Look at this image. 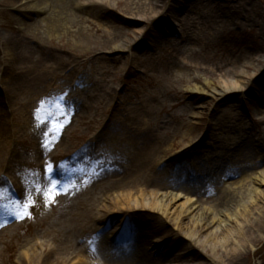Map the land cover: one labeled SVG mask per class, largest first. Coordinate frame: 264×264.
I'll return each instance as SVG.
<instances>
[{"label":"rangeland","instance_id":"obj_1","mask_svg":"<svg viewBox=\"0 0 264 264\" xmlns=\"http://www.w3.org/2000/svg\"><path fill=\"white\" fill-rule=\"evenodd\" d=\"M18 2V9L0 6V35L11 40L10 49L0 45V264H125L118 244L133 231L165 258L159 264H229L224 248H203L164 213L130 209L123 195L144 192L193 215L215 210L224 181L198 169L236 181L225 188L233 193L256 194L260 183L249 175L264 171V0H219L226 14L219 23V7L208 0L81 1L86 9L103 5L104 14L70 5L64 12L72 25L60 31L21 28L16 19L27 1ZM129 3L142 6L137 17L124 13ZM44 7L39 20L52 9ZM28 71L37 81L24 85ZM234 84L237 92L225 96ZM187 85L203 92L193 95ZM189 102L192 109L182 108ZM149 105L142 133L120 135L122 122L113 117L130 124L133 112ZM151 132L166 154L140 175L131 152H141L142 134ZM210 156L219 162L214 169L202 161ZM229 213L217 214L209 231L243 225ZM252 218L244 223L255 230L248 227L240 242L264 254L263 245H253L261 233ZM240 264L264 258L250 255Z\"/></svg>","mask_w":264,"mask_h":264},{"label":"bare ground","instance_id":"obj_2","mask_svg":"<svg viewBox=\"0 0 264 264\" xmlns=\"http://www.w3.org/2000/svg\"><path fill=\"white\" fill-rule=\"evenodd\" d=\"M20 0H0V6L2 7H8L13 9H18L17 5L19 4ZM27 3L25 6L26 12H21L20 17L16 19L18 21V25L21 26V28H33V27H44V25L52 27L53 30L60 31L64 28V25H72L71 21L69 20V14L68 10L64 12L66 8H68L70 5L76 6L77 8L81 9L82 11L85 10H91V11H99V15L104 14L103 5L94 4L88 7V9L82 7L80 3H88V0H26ZM83 1V2H81ZM202 1V0H198ZM209 4L217 5L218 12L220 11V14H216L215 20L217 23L218 20H222V18H226L225 11L222 10L219 0H208ZM46 5H49L52 7V9L49 11V13L45 16L44 19H40L42 14H46L43 12L45 10ZM107 6H112L110 3H107ZM142 6H133L129 3L124 10V12L127 15L136 16V11H140ZM171 10V11H169ZM168 13H172V9L169 8ZM102 12V13H101ZM144 12V11H143ZM204 12V11H203ZM20 13V12H19ZM154 13V12H153ZM208 13V12H207ZM230 15V13H228ZM207 17H211V14L208 13ZM40 22H43L42 24ZM241 25V27L246 28V24H238ZM36 29V28H34ZM39 31V29H37ZM3 44L6 47H8L11 44V40L8 37H2L0 35V45ZM2 45V47H3ZM9 48V47H8ZM10 49V48H9ZM114 51L122 50L121 47L117 46ZM23 58V57H22ZM26 58L24 57L21 62H25ZM209 72V71H208ZM35 72H29L24 77V85L29 84L31 85L32 82L37 81ZM182 80H185V78H182ZM200 80L198 78H195L192 80V83L199 84ZM212 84L205 85V87H210ZM20 87L23 86V84H19ZM213 86V85H212ZM187 90L192 92L193 95L201 94L199 92H203L202 88H196L192 87L191 85H187ZM239 89V86L234 84L233 86L228 87L227 90H225V96L227 94L232 92H237ZM179 92H182L183 90H178ZM182 108L185 109H192L190 102L187 104H183ZM154 109V106H148L145 109L137 108L136 112L134 113V117L130 118L131 123L127 124L126 120H123L122 114H118L117 116L113 117V119H116V123L122 122L120 126H118V131L120 135H122V131L126 129L127 131H130L131 133H136L137 131H140L142 133L143 131V125L147 124L145 122V117L148 111ZM135 111V110H134ZM118 120V121H117ZM132 129V130H130ZM115 131V130H114ZM113 132V131H112ZM142 135H146L147 138L142 140V151L138 152L137 149L133 152V164L134 167H136V170L140 175H146L148 171L153 170L157 165H160L161 157L164 159L163 155L166 154L164 149L160 147L156 141V138L154 134L150 133H144ZM118 138H121V136L118 135ZM138 146V143H137ZM205 163L209 166V168L214 169L217 163L216 157L213 156L211 158L205 159ZM202 169V166H201ZM199 170V169H198ZM255 176V178L253 177ZM249 177L252 178V184L256 181L260 183L259 187H256V191L254 193L256 194H250L248 197V192L241 191L242 189H239L235 191V193L231 192L232 189H221L220 193L221 195L218 197L219 204L214 208L207 207L205 210L201 212H197L193 215L190 210H186V208H181L179 206H174L175 201H170L168 204H165L164 200L155 199V200H148L146 196H144V192L141 193H128L124 194L125 197V203L130 205L128 206L130 209H136V208H153L156 211H160L161 213H164L165 216L171 220L174 225L182 232L186 233V236L190 238L191 240H198V243L202 245L203 248L206 249L210 248L213 253L217 252L219 248H224L226 250V256L229 264H240L242 261L249 257L250 255L256 257L264 258V254L261 253L262 251H257L256 253L250 252L243 244L240 242L241 238L248 237L249 234H247V228L249 227L252 230H255L254 227L247 226L245 227L244 220H248L253 216V220L259 224V232L261 233V236L258 235L256 239L253 241V245H255L256 248L263 245L264 246V227H263V219H264V193L260 192L261 190V184L264 183V171H259L257 173H252L249 175ZM241 179V178H240ZM239 179V180H240ZM235 183V182H233ZM238 183V182H237ZM236 183V184H237ZM234 184V187L235 185ZM228 186V185H227ZM250 187V186H249ZM238 189V188H237ZM247 189V188H246ZM246 192V193H245ZM245 193L244 202L241 200L239 202L238 196H240ZM189 194V191H188ZM182 195V194H180ZM136 196V197H135ZM235 196L237 198H235ZM155 197L160 198L159 194H155ZM248 198V199H247ZM176 199V198H174ZM194 199V198H192ZM251 201L252 204L248 205L246 201ZM124 201V200H119ZM118 201V202H119ZM192 203V200L188 201L184 206H187ZM123 203L117 204V206H122ZM237 206L239 208L243 207V210H239L237 213ZM224 212H230L228 217L235 221L236 224L243 225L241 227H237L235 225H226L224 228H221L219 232H210L208 226L215 220H217V214H221ZM187 217L190 219V223L186 224L183 223V217ZM230 222V221H229ZM210 223V224H208ZM229 226V227H228ZM256 230V231H258ZM209 231V232H208ZM255 232V231H254ZM200 235V236H199ZM202 242H199L198 237H202ZM160 242V243H164ZM120 244L121 249L127 258L125 259V264H145L149 260L153 264H159L165 261V258L162 256L156 257L153 256L151 253V244L148 246H143L144 244L139 238L133 237L131 240H123ZM175 248L174 245L170 244V246L167 248V253H172L173 249ZM228 248L230 250H228ZM153 249V248H152ZM134 256H133V255ZM35 256V253L32 254ZM158 255V254H157ZM34 256L31 258L33 259ZM187 256V252H184V255H179L177 259H181L183 257ZM29 258V259H31ZM39 261L42 262L38 258ZM89 264H103L102 258H90Z\"/></svg>","mask_w":264,"mask_h":264},{"label":"snow or ice","instance_id":"obj_3","mask_svg":"<svg viewBox=\"0 0 264 264\" xmlns=\"http://www.w3.org/2000/svg\"><path fill=\"white\" fill-rule=\"evenodd\" d=\"M54 171H55V170L53 169V173H54ZM50 175H51V174H50ZM55 182H56V181H55V180H53V183H55Z\"/></svg>","mask_w":264,"mask_h":264}]
</instances>
